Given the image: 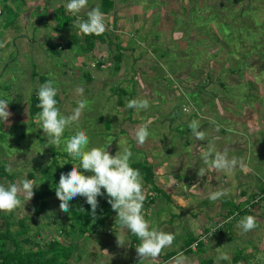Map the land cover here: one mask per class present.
Wrapping results in <instances>:
<instances>
[{"label": "rangeland", "instance_id": "rangeland-1", "mask_svg": "<svg viewBox=\"0 0 264 264\" xmlns=\"http://www.w3.org/2000/svg\"><path fill=\"white\" fill-rule=\"evenodd\" d=\"M100 1L88 0L86 7L78 14L79 18L86 20L87 14L84 10L90 11L94 5H99L97 7L100 8L102 5L99 4ZM124 1L127 3L122 6L123 8L131 2L128 5L130 10L144 13L132 17L127 11L129 17L121 27L127 24L131 27V23L132 27L141 24L144 29L150 27V33L153 34L148 43L152 51H147L149 56H145V59L135 65L138 74L130 69L132 59L124 60L122 64L123 73H127L128 65L130 66L127 74L113 73L110 69L115 64V60L110 59V52L116 42L112 38L116 35L112 30L117 32L116 28H119L117 21L112 20L110 16H105L106 30L100 35L102 38H98L92 51H84L86 35L79 32L75 26L76 17L72 14L69 15L74 18L73 24L66 28L58 26V19L44 17L49 14L47 12H32L30 13L32 18L27 20V25L24 17L18 22L24 28L22 30L24 34H14L12 28L6 29L3 26L4 19L9 18L10 14L9 9H6L2 15L4 12V10L1 12L2 6L0 9V45H2L0 46V99L8 101L11 115L7 122H3V130L0 131V167L11 166L12 172H7L6 175L12 176L13 180L0 174V184L8 187L11 183H18L24 179L33 180L35 196V192L41 187V170L52 164L51 149L66 152L64 141L76 131L86 132L89 137L88 149L99 148L102 144L100 140L104 141L105 147L111 144L107 151L113 156L120 150L119 141L123 139L133 153L131 163L146 158L154 164L156 174L154 180L170 196L168 200L162 193L153 194L150 185L143 180L146 199L142 214L150 226L172 233L175 237L173 244L162 251L156 262L146 260L143 264H167L170 259H166L165 256L172 251L184 253L185 264H200L208 258L213 259V264H233V256L240 250H245L244 254L251 256V262L264 264V201L257 209L252 208L253 212H250L257 221V227L244 233L237 227L239 220L224 223L218 214H214L220 201L218 199L212 202L208 199L209 191L205 192V189H208L207 176L210 175L207 173L204 177L198 176L199 168L206 167L202 164L199 151H203L201 147H206L209 141L214 142L217 151H223L228 147V153L232 152V148L239 146L240 140L246 150L251 147L254 151L256 148L253 143L254 130L248 132L252 127H247L244 115H253L258 110L259 116L264 120V0ZM68 2L65 0V7ZM8 6L12 5L8 3ZM138 6L141 8L138 9ZM14 7H16L13 13L15 16V11L21 10L22 6L16 3ZM34 17L38 18L39 24L41 23L38 28L36 21H33ZM157 26L163 28L158 30ZM221 26H224L225 33H221ZM177 27H179L178 32H176ZM185 29L190 33L193 32L192 35L197 40L198 37L203 38L202 32L208 30L215 34L219 33L220 41L215 42L212 36H206V41L209 42L207 44H211V47L209 45L207 53L198 57L196 54L199 47L174 41V37L182 35ZM77 33L80 39L82 38V43L72 45V35ZM101 39H104L107 49L100 46L97 51V43L99 44ZM3 41H9L8 45ZM54 43L64 44L65 49L60 50L61 55L56 53L58 49H52L51 45ZM220 47L224 49L221 50ZM147 48L145 44L141 49L145 51ZM215 55L218 56L214 58ZM135 57L133 56V61ZM96 58L98 62L103 61L107 68L105 69L104 65L99 68ZM109 59L113 63L108 61ZM234 68L237 69L235 74L230 72ZM142 70L147 74L145 75ZM208 72L211 73L209 78L206 77ZM87 75L94 79L88 81ZM43 76L47 81H42ZM133 76H136L134 77L136 96L133 99H147L149 107L146 110L137 111L127 108L130 94L121 97L123 106L118 104L119 95L115 89L120 86L129 92L131 84L129 79ZM49 80L58 89L56 97L60 102L56 106L62 115L72 114V110L78 106L77 101H87V107L82 111L78 125L73 124L65 130L66 133H63L59 147L47 144L45 134L38 123L35 126L30 125V97L37 94L36 91L40 86ZM249 81L252 83L251 86L247 85ZM78 86L83 88V94L76 92ZM199 87L201 97L197 104L202 107L196 109L190 100L198 95H194L196 93L194 91ZM252 87L253 95L250 97ZM226 94L229 95L228 98ZM260 102L262 105L257 107ZM183 107L187 108V111L182 110ZM173 110H177L179 115L175 116ZM195 112L198 115L194 116V119L199 121L201 130L206 132L205 138L200 141L195 139L191 132H186L187 125L194 120H190V116ZM262 119L257 129L264 133ZM105 121L111 122L110 130L106 129ZM148 121H151L148 126L150 136L144 145H137L133 136L134 130L138 125ZM1 125L0 121V128ZM222 128L228 129L230 133L222 134ZM41 138L44 139V143ZM262 143L264 139L261 145ZM260 146H257L259 148L255 151V158L264 156V147ZM111 147L114 150H111ZM242 156H245V153H242ZM58 160L61 166L67 162L65 157H58ZM252 164L253 172L258 169L254 166H261L258 160ZM218 172L222 173L221 176H226L229 182L233 180L235 184L232 189L234 198H230V206L232 203L239 205L245 199L250 202L256 201L255 196L260 189H257V185L264 186L259 184L262 179L264 180L263 170L255 172L258 177H251V169H247L243 172L244 176L239 175L236 178L228 175L229 171ZM189 175L196 177L190 180ZM225 186L226 188L219 182L214 185L213 191L226 190L229 194L231 191L228 192L227 189L231 190L232 186H227L226 183ZM239 186L246 189L248 194L235 199L238 197L236 190ZM153 195L157 196L152 203L151 200H147V196ZM34 196L31 201H24L21 198V206L11 213L0 212V232L7 228L6 218L10 215L13 223L11 229L14 232L20 230L18 221L28 218L30 232L16 236L17 239L21 241L28 235L34 237L38 230L40 235L35 236L33 240L42 244L50 238L60 236V240L65 244L64 250L73 251L69 264H140L136 247L131 244V233L127 229H117L114 225L117 213L107 219L104 225L96 228L97 231L73 240L59 235V225L49 221L50 217L57 220L59 215L62 227L69 229L70 222L65 216L66 213L60 211V201L56 196L48 199V212L43 218H34L30 221L34 215L33 209L39 204ZM204 201L207 202L208 208L203 205ZM205 212L212 218H218L219 221L206 218ZM234 223L236 225H233ZM42 224L47 227L40 230ZM90 228L96 230L93 226ZM191 233L195 236L201 234L205 237L206 244L203 250L186 254L182 247ZM118 239L121 241L120 245L116 242ZM66 245L73 247L68 249ZM9 246L11 247V242ZM32 247V244H25L26 249Z\"/></svg>", "mask_w": 264, "mask_h": 264}, {"label": "clouds", "instance_id": "clouds-1", "mask_svg": "<svg viewBox=\"0 0 264 264\" xmlns=\"http://www.w3.org/2000/svg\"><path fill=\"white\" fill-rule=\"evenodd\" d=\"M87 3L88 0H69L66 9L76 17L75 26L81 34L101 35L105 32L106 25L105 15L99 7L88 11L86 20L78 16ZM57 92L58 89L54 87L51 80L40 86L37 92L38 103L36 105L40 111L36 113L35 120L40 129L43 130L47 144L59 147L65 130L73 124L78 125L82 111L87 107V101H77L78 106L72 110V114L64 116L56 106ZM76 92L83 94V88L78 86ZM8 107V101L0 99V120L4 122H7L11 115ZM126 107L137 111L146 110L149 107V101L147 99H132L127 102ZM184 110L187 111V108ZM150 123L151 121H148L138 125L134 130L133 136L137 145H144L149 138L148 126ZM211 123H215V121H211ZM188 127L195 139L200 141L205 138L206 132L201 130L198 120H192ZM64 144V150L74 160H79V166L74 165L68 173L60 175L59 184L55 188L56 197L60 201V211L69 213V202L76 197H84L86 203L91 207L90 215L95 222L98 218V197L106 194L112 210L118 214L116 224H119L122 229H127L131 236L140 240L136 246L137 259L140 264L146 260L156 262L162 251L173 244L175 237L172 233L150 226L142 214L146 199L143 177L138 169L131 167L133 153L126 146V141L123 139L119 141L120 150L115 156L107 151L111 144L107 147L87 149L89 137L83 130L76 131L64 141ZM121 145L125 146L122 147ZM201 148L204 150L199 151V156L202 164L206 167L199 168V177H204L212 169L217 171H232L234 169L237 161L235 158H228V147L224 148L223 151H217L214 142L209 141L206 147ZM81 169L85 173H91V175L83 174ZM5 170L8 173L12 172L11 166H7ZM34 184L33 180L28 179L11 183L8 187L0 184V212H13L21 206L22 199L31 201L34 196ZM258 193L264 194V191L259 189ZM225 195H227L226 190L213 191L208 195V199L216 202ZM80 211L83 212L84 209L81 208ZM237 227L244 233H248L257 227V221L254 216H243L238 221ZM117 242L119 245L121 244L119 239ZM105 252L107 251L105 250ZM185 260L186 257L180 252L173 256L167 264H185Z\"/></svg>", "mask_w": 264, "mask_h": 264}, {"label": "trees", "instance_id": "trees-1", "mask_svg": "<svg viewBox=\"0 0 264 264\" xmlns=\"http://www.w3.org/2000/svg\"><path fill=\"white\" fill-rule=\"evenodd\" d=\"M69 1V0H67ZM101 6H100V10L104 13V14H108L113 6H114V2L113 0H102L101 1ZM9 12L14 11L12 8L10 10H8ZM70 13L67 11L65 6H62L60 9H58L55 12V18L59 20V27H63L65 26L66 28L69 27L70 25L73 24V20L74 18L71 17V15H69ZM222 27V32L221 33H225V29L224 26ZM203 33V34H202ZM201 36H203V38L200 39V37H198V40L195 39V37H193V32H189L188 29L184 30V33L182 34V36H178L176 37L178 40L177 42H181V44H192L196 47H199V51L197 52L196 56H202L205 55L207 53V50H209L208 47L209 45L206 41V36H212L213 41L215 42H219L220 38H219V33H214V32H209L205 31L202 32ZM250 33V32H248ZM192 35V36H191ZM72 44H80L81 43V39L77 34L72 35ZM193 37V38H192ZM98 38H102L100 35H95V34H90V35H86L85 36V50L84 51H92L93 48L95 47V44L98 40ZM100 42H104V39H101ZM83 46V47H84ZM208 47V48H207ZM221 50H223L224 48L220 47ZM218 55H215V57H217ZM257 57V56H254ZM253 57V58H254ZM258 58V57H257ZM123 59L124 56L122 53L118 54V57L115 58L117 66L116 68L118 70L121 69L122 63H123ZM240 62H237V64H239ZM251 65V63H250ZM253 66V64H252ZM231 73H236L237 69H231L230 71ZM33 75H36L33 73ZM211 76V73H207L206 77L209 78ZM164 78V77H163ZM42 81H47L46 79H44V76L41 77ZM87 79L88 81L93 80L94 78H92L91 76L87 75ZM242 82V81H241ZM247 85H252V83L249 81L247 83ZM254 89L253 87L251 88ZM115 90H117V93L119 95V101L118 104L120 106H123V102L121 101V97L123 95H127L129 94V92L125 89V88H121L120 86H118ZM38 92V91H36ZM198 94L195 95V99L194 97L192 98V100H190V102L192 103V105L196 106V109H201V105L197 104V101L199 99V97H201V95L199 94L200 92V87L198 88L197 91H194ZM132 96L129 97V100L133 99V94H131ZM198 96V98L196 97ZM57 104L60 102L58 97H55ZM38 103V98H37V94H33L30 97V107H29V116H30V121H31V126H35V124H37L35 122V116L36 113L40 111V109H38L36 107ZM214 104V103H213ZM184 110V107L183 109ZM174 115L177 116L179 115V112L177 110H173ZM198 112V111H197ZM195 112L194 115L190 116V120L194 119V116H197L198 113ZM1 121V128L0 131L2 132V128H3V120ZM105 127L107 130L111 129V122L110 121H105L104 122ZM186 132H191L190 128L187 125V130ZM66 132H64L65 134ZM26 134L24 133L23 136H25ZM99 136H101L100 134H98ZM65 136V135H64ZM40 140H42L44 143V139L41 138ZM100 142H102L100 147H105V143L103 140H100ZM99 143V142H98ZM88 149V148H87ZM111 150H114L113 147L110 148ZM52 152V164L48 165V167L42 169V177L40 179L41 182V187L39 188L38 191L35 192V196L34 199L39 201L38 206H36L35 209H33V217L30 219L34 220V218H39L43 217L45 214H47L48 212V208H49V202L48 199L50 197H55V188L56 186H58L59 184V179H60V175L62 173L66 174L68 173L72 167L74 165H78L79 164V160H74L70 155H68L67 152H61L59 150L56 149H51ZM58 157H65L67 158V162L64 164V166H61L58 160ZM131 167H133L134 169H138L143 177V180L150 185V188L154 193H162L164 197H166L168 200L170 199V196L167 195L164 190H162L155 182L154 178L156 176L155 174V165L152 164L148 159H144L143 161H137L134 163H131ZM6 167H0V174L4 175V176H8V178L12 179V176L10 175H6L7 171L5 170ZM83 174H87L83 171V169L80 170ZM34 175H31V177H33ZM263 183L264 180L262 179ZM260 190L264 191V186L260 188ZM103 191V190H102ZM260 194L257 193V196H259ZM157 195H153V196H147V200H151V202L153 203L154 200L156 199ZM98 201H99V207L97 209V219L95 220V222H93V218L90 215L91 213V207L90 205H88L86 203V198L84 197H76L73 200H71L70 203V212L66 213L65 216H67V220L70 222L69 224V229L67 227H62V223H61V219L58 216V219H54L52 217H48L49 221L57 223L59 225V229H58V233L61 236H65L68 238H72L73 240L77 239L79 236H83L86 235L87 233L92 231H97V229L101 226L104 225L106 220L109 219L110 217H112L114 214H116V212H114L111 208V205L108 203V198L107 195L105 194L104 196L98 197ZM264 201V197L259 201V202H254V201H249V200H245L243 201V203L237 205L235 203H232L230 206V202L228 207L230 208L228 211V215L231 216V220L235 221L240 220L241 217L243 216H247L250 215V211L248 210V206H253L252 208H258L259 204H261ZM225 204L228 203V201H226L224 199ZM226 206V205H225ZM83 208L84 211L81 212L80 209ZM228 216V217H229ZM6 217V216H5ZM11 217L12 215H10L8 218H6V224H8L6 227V229L3 232H0V264H69V260L72 257L73 251L71 252H66L64 250L65 248V244L60 240V236H56L54 238H50L48 241H46L44 244H42L39 241H34L33 238L37 235H40V231L38 230L35 234L34 237L28 235L26 238H23L21 241H19L17 239L16 236L19 235H24V234H28L30 232L31 226L29 223H27L28 218H23L21 220L18 221V224L20 225V230L17 231H12L11 227L13 226L12 222H11ZM61 225V226H60ZM114 225H116L115 227L118 229H120V225L116 224V220L114 221ZM90 226L95 227L96 230H91ZM45 227H47L46 225L42 224L40 226V230L44 229ZM209 230V229H207ZM225 232V230L223 231ZM224 234V233H223ZM132 242L131 244H134V246L136 247L139 243L140 240L137 237L131 236ZM198 241V236H195L193 233L188 235V238L185 240L184 245H183V252H185L186 254H192L195 252H199L200 250H203L204 248V244L205 243H201L199 242L197 244V248L194 250L193 246L194 244ZM9 242H11V247L9 246ZM25 244H32L33 245V249H37L36 251H33L32 248L26 249L25 248ZM72 245V244H71ZM67 246L66 248L70 249L73 246ZM133 246V245H132ZM245 250H240L238 252H236V254L233 256L232 259V263L233 264H256L251 262V256H246L244 254ZM177 254V252L172 251L171 253H169L167 255L168 256H173ZM169 258V257H168ZM213 259L208 258L205 261H202L200 264H213Z\"/></svg>", "mask_w": 264, "mask_h": 264}, {"label": "crops", "instance_id": "crops-1", "mask_svg": "<svg viewBox=\"0 0 264 264\" xmlns=\"http://www.w3.org/2000/svg\"><path fill=\"white\" fill-rule=\"evenodd\" d=\"M101 1L99 2V4L101 3ZM113 2H114V6H113L112 10L108 14H104L105 16H110V18H112V20L115 19L117 21L116 24H118V26H119V28H116V30H118L117 32L114 31V30H112V32H114L116 34V35H114L112 37V38H114L116 40V42L114 44V48H112V52H110V59H114L115 60V58L118 57V54L119 53H122L123 56H124L123 62H124V60L125 61H131V59H132V65H131V67L128 65V72L127 73H129V67H130L131 71L136 72L138 74L139 72L136 70L137 68L135 69V65H138L141 60L145 59V56L146 57L149 56L147 54V51H150L152 47H150L148 45V43H150L149 40H150V37L153 34L150 33V30H149L150 27L144 29V27H142L143 25H141V24H135V26L132 27L133 24L131 23V27H129L130 26L129 24H127L125 27H121V25H124L127 22V21H125V19L129 17V15H128L129 13H131V16L134 17V16H141V14H143L144 12L143 11L130 10L128 8V5L131 2H129V4H127V6L125 8L122 7V6H124L127 3V2L125 3L124 0H113ZM8 3L11 4L12 6H8ZM16 3L20 4V7L22 6L20 8L21 10H18L17 9L15 11V16L13 15L14 11L9 12L10 17L9 18L8 17L5 18L4 19L5 20V23L3 24L4 28H6V29L12 28L13 31H14V34H24L22 32V30L24 28L21 25H19V23H18L19 20H20V18H23L24 17L25 20L27 21L28 19H31L32 18V14H30L32 12H39V13L47 12L49 14L48 15H45L44 17L50 16V17L56 19L55 18V15H54L55 12L58 9H60L62 6H65L64 5L65 0H0V4H2V5H0V9L3 6V8L1 9V12L4 10V12H2V15L5 13V10L6 9H9L10 10L12 8L13 10H15L16 7H14V5H16ZM97 6H99V5H97ZM97 6L94 5L93 7L95 8ZM131 6H133V4H131ZM139 8H141V7L138 6V9ZM43 9H44V11H42ZM39 10H41V11H39ZM18 11H20L21 13H19ZM84 13L87 14L88 13L87 10H84ZM33 21H36V27L37 28L40 27V24L41 23L40 24L38 23V18L36 19L34 17V20ZM43 21H44V19H43ZM27 23H28V21L26 22L25 25H27ZM162 28L163 27L157 26V29L158 30H161ZM12 29H11V31H12ZM63 31H65V30H63ZM178 31H179V27H177L176 32H178ZM141 34H142L143 37L141 36ZM77 35H78V33H77ZM178 36H182V35H178ZM178 36H175L174 37V41L175 42H177L178 39L176 37H178ZM54 38H58V37L54 36ZM3 42H4V44H7L8 45V42L9 41H3ZM3 42L1 44H3ZM104 42H99V44L97 43V51L99 50L100 46H104V49H107V48H105ZM71 43H72V41H71ZM81 43H82V38H81ZM54 44L51 45L52 46V49L53 50H57L58 49V51H56V53L59 54V55H61L62 52H60V50L65 49L64 44H62V45H59L57 43L55 45ZM145 44L147 45L148 48L145 49V51H143L141 48L144 47ZM72 45H75V44H72ZM95 46H96V44H95ZM73 47H71V48H73ZM136 54H137V56L135 57ZM133 56L135 57V61H133ZM99 58H101V55L99 56ZM110 59L108 61H110ZM95 61L98 62V58H96ZM105 62H107V61H105ZM110 62L113 63L112 61H110ZM114 62H115L114 66L110 68V69L113 70L112 72L113 73H119L121 75L125 74L126 72L125 73L122 72V69L124 68V66L122 65L121 66V69L118 70L116 68V66H117L116 60ZM69 63L72 64L71 61H69ZM101 65L102 66L104 65V62L103 61H99L98 62V67L99 68L101 67ZM104 67H105V69L107 68L106 64L104 65ZM138 69L141 72V68L139 67ZM142 71L144 73V70H142ZM112 72L110 70V74ZM143 73H142V75H143ZM144 74L146 75L147 72H145ZM134 77H136V76H133V77H131L129 79L130 80V83L132 84V85L130 84V88H129V92L130 93L129 94H130V96H132L131 94H133V97L136 96V93L134 91L136 89V82H135V78ZM123 82H124V80H123ZM237 95H240V94H237ZM237 95H235V96H237ZM251 95H253V91L250 92V97H251ZM225 96H227V98H228L229 95L226 94ZM245 96H248V95H245ZM128 101H129V99H128ZM263 103H264V100H263ZM260 105H262L261 102L257 105V107H260ZM211 106H213V105L211 104ZM224 106L227 107L226 104H224ZM213 107H215V106H213ZM258 112L259 111L257 110V111L254 112L255 114L253 113V115L252 114L251 115L250 114L249 115H244V118H245L246 123H247V127L248 128H251L252 127L251 130H249L248 132H250V131L253 132V130H254V134H253L254 141H253V143H255L254 145H256V148H254V151L251 150V147H249L248 150H246V147H244V145L242 146V143H241V140H240L239 146L241 145V147L238 146V147L232 148L231 149L232 152L231 153L230 152L228 153V158L229 159L235 158L236 161H237L234 169L232 171H229V174H228V175L232 176V178H236L239 175L240 176H244L243 172H245V170H247V169H251V174H252L251 177H258L255 174V172H259L260 170H263L264 171V167L262 166V165H264L263 164V162H264V156L255 158L256 157L255 156V151L259 148L257 146H260L261 145V142L264 139V133L263 132H259V130L257 129L258 128V123L262 119V117L259 116ZM247 127L245 126V128H244L245 131L247 130ZM231 128H234V126H231ZM221 133L227 135L230 132H229L228 129L222 128L221 129ZM260 147H264V143H262V145ZM242 153H245V156H242ZM243 157H244V159H243ZM257 160H258V162L259 161L261 162V166L260 165L254 166L255 168L258 167V169H257V171H254L253 172L252 171V168H253V164L252 163L254 161H257ZM244 168H245V170H244ZM207 175H210V176H207V181L206 182L208 184L207 185V188L208 189H205V192L207 190L209 191V193L213 192L214 185L217 184V183L219 184V182H221V185L223 187H225V188H226L225 183H226L227 186H230V185L232 186L230 188L231 190H229V188L227 189L228 192L231 191L229 194H227L228 196L225 195L224 197H222L221 199H219L220 203L217 204V207L215 209L216 213H214V214H216V215L218 214L220 216L222 222H224V223H228V222L233 221L234 219L231 220L232 218H231V216L228 215V211L229 210L227 209V207L229 205V202H230V198H234L233 197V193H232V191H234V190H232V189H233V185H235V184H234L233 180H232V182H229L228 178L226 176H221L222 173L221 172H218L217 170H210V171H208V174ZM195 177L196 176H194V175H189V178L188 179L191 180V179H193ZM259 184L264 185L263 181H260ZM259 188H261V187H259ZM259 188H258V185H257V189H259ZM236 191H237L236 192V195L238 197H236L235 199L241 198L242 197L241 195L244 196V195H247L248 194L246 192V189H244L242 186H239ZM224 199L226 201H228V203L225 204ZM206 200H208V199H206ZM237 202H238V200H237ZM203 205L206 206L207 205V202L204 201L203 202ZM206 207L208 208V206H206ZM218 211H220L221 213H218ZM205 213H206L205 214V217L212 219L211 221H215V220L219 221L218 218H216V219H215V217L212 218L211 215H207V212H205ZM233 225H236V223H234ZM175 255H177V254H175ZM175 255H173V256H175ZM173 256H168L169 257L168 258L167 255H166L165 258L166 259H171ZM195 256H197V255H195Z\"/></svg>", "mask_w": 264, "mask_h": 264}, {"label": "built area", "instance_id": "built-area-1", "mask_svg": "<svg viewBox=\"0 0 264 264\" xmlns=\"http://www.w3.org/2000/svg\"><path fill=\"white\" fill-rule=\"evenodd\" d=\"M257 199H256V201H254L255 203L256 202H259L263 197H264V194H260L259 196H255ZM248 209L249 210H252V207L251 206H248ZM210 231H211V229H210ZM209 231V232H210ZM205 232H207V231H205ZM208 233V232H207ZM199 242H201V243H205L206 244V240H205V237H203V236H201V234L198 236V241L194 244V246H193V248L194 249H196L197 248V244L199 243Z\"/></svg>", "mask_w": 264, "mask_h": 264}]
</instances>
